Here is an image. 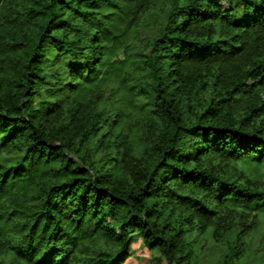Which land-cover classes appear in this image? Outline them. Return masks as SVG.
Segmentation results:
<instances>
[{
    "label": "trees",
    "instance_id": "16d2710c",
    "mask_svg": "<svg viewBox=\"0 0 264 264\" xmlns=\"http://www.w3.org/2000/svg\"><path fill=\"white\" fill-rule=\"evenodd\" d=\"M249 160L264 0H0V264H123L135 235L147 264H202L204 235L238 264Z\"/></svg>",
    "mask_w": 264,
    "mask_h": 264
},
{
    "label": "rangeland",
    "instance_id": "374dc122",
    "mask_svg": "<svg viewBox=\"0 0 264 264\" xmlns=\"http://www.w3.org/2000/svg\"><path fill=\"white\" fill-rule=\"evenodd\" d=\"M95 152V161L102 163L109 159L107 153L102 150L101 147L96 150V143L93 141L89 146ZM245 167L251 172V175L263 179L264 181V166L258 164L254 160H249ZM190 237L191 234H190ZM200 252V261L202 264H220V257L223 253V248L214 243L210 237L204 235L198 244ZM264 255V229L263 226L259 227L248 240H246L244 258L238 262V264H257V262ZM158 256L156 252H152L145 247L141 241V238L137 235L134 236L129 257L123 264H147L155 262V258ZM161 264H166L163 260Z\"/></svg>",
    "mask_w": 264,
    "mask_h": 264
}]
</instances>
